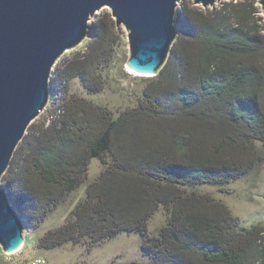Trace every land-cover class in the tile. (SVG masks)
I'll return each instance as SVG.
<instances>
[{"label": "trees", "instance_id": "1", "mask_svg": "<svg viewBox=\"0 0 264 264\" xmlns=\"http://www.w3.org/2000/svg\"><path fill=\"white\" fill-rule=\"evenodd\" d=\"M253 6H183L165 65L138 107L116 115L67 98L75 78L101 91L99 69L113 56V20L91 23L85 50L53 70L52 120L29 125L1 177L18 215L38 226L86 183L91 160L103 166L39 247L136 233L147 260L131 264H264V221L241 227L222 202L187 192L230 184L264 162V33ZM160 206L165 223L146 236Z\"/></svg>", "mask_w": 264, "mask_h": 264}, {"label": "water", "instance_id": "2", "mask_svg": "<svg viewBox=\"0 0 264 264\" xmlns=\"http://www.w3.org/2000/svg\"><path fill=\"white\" fill-rule=\"evenodd\" d=\"M182 0H0V179L27 128L49 102L53 66L81 44L96 12L110 11L127 32L126 70L156 77L178 36ZM213 8L221 0H192ZM264 15V0H258ZM23 225L8 194L0 188V248L16 253Z\"/></svg>", "mask_w": 264, "mask_h": 264}, {"label": "rangeland", "instance_id": "3", "mask_svg": "<svg viewBox=\"0 0 264 264\" xmlns=\"http://www.w3.org/2000/svg\"><path fill=\"white\" fill-rule=\"evenodd\" d=\"M243 1L245 0H221L215 3L213 8H202L201 6H195L192 0H182L178 4V11L183 6L198 7L203 11H215L224 5ZM251 1H254L253 7L256 9L254 20L261 32L264 33V15L261 7L258 0H247L249 3ZM107 16L112 19L109 9L104 7L96 12L91 23L100 18H107ZM113 23L115 26L114 20ZM115 28L117 43L114 47L113 56L110 61L99 69L103 85L101 91L90 93L77 78L72 79L67 88V98H83L94 105L104 107L113 115L129 108L138 107L143 99L145 87L156 79V77L137 76L125 69L124 64L129 55L127 32L123 26L118 28L115 26ZM88 40L89 35L77 47L66 51L55 63L50 75L54 74V68L62 64L63 61H68L78 53H82ZM49 90V100L60 97V93L52 88L51 76ZM49 110V107L46 106L32 123L37 124L45 117L47 118ZM102 169L103 166L99 160H91L87 170L86 183L71 193L40 225L32 226L25 218L20 216L23 225L24 243L20 250L11 255L3 254L0 248V264H29L38 258L43 259L45 264H131L146 262L147 259L143 257L140 249L142 237L136 233H122L113 238L105 239L98 244H91L89 239L85 238L80 243L67 242L52 249L38 246L43 236L64 224L75 205L84 198L85 186L95 181ZM0 188L6 191L1 179ZM187 192L208 194L214 200L222 202L229 209L232 216L238 220L239 226L249 228L264 221V162L256 166L247 176L230 184L191 187L187 188ZM166 216L165 209L160 206L148 220L145 235H156L159 228L165 223Z\"/></svg>", "mask_w": 264, "mask_h": 264}, {"label": "built area", "instance_id": "4", "mask_svg": "<svg viewBox=\"0 0 264 264\" xmlns=\"http://www.w3.org/2000/svg\"><path fill=\"white\" fill-rule=\"evenodd\" d=\"M48 106V104H47ZM53 118V115H48L47 117V121L50 122ZM29 264H45V261L43 259H35L33 261H31Z\"/></svg>", "mask_w": 264, "mask_h": 264}, {"label": "bare ground", "instance_id": "5", "mask_svg": "<svg viewBox=\"0 0 264 264\" xmlns=\"http://www.w3.org/2000/svg\"><path fill=\"white\" fill-rule=\"evenodd\" d=\"M130 72V71H129ZM131 73V72H130Z\"/></svg>", "mask_w": 264, "mask_h": 264}]
</instances>
